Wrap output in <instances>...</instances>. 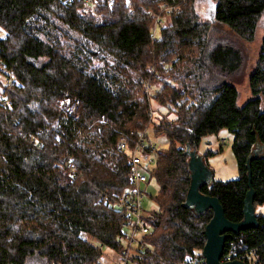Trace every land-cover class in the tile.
Segmentation results:
<instances>
[{
  "label": "trees",
  "instance_id": "trees-1",
  "mask_svg": "<svg viewBox=\"0 0 264 264\" xmlns=\"http://www.w3.org/2000/svg\"><path fill=\"white\" fill-rule=\"evenodd\" d=\"M196 1L0 0V264H101L104 248L122 261L128 233L115 204L133 187L130 150L150 126L170 144L155 152L158 211L146 214L150 233L129 264L202 258L214 212L183 206L187 151L224 129L239 178L212 180L200 192L239 223L254 189L259 225L232 235L225 253L264 264V155L249 162L264 147V32L244 105L229 80L242 53L209 42L216 24L254 42L264 0H211L205 21ZM167 7L171 22L156 37L154 15ZM152 100L168 113H155Z\"/></svg>",
  "mask_w": 264,
  "mask_h": 264
},
{
  "label": "rangeland",
  "instance_id": "rangeland-1",
  "mask_svg": "<svg viewBox=\"0 0 264 264\" xmlns=\"http://www.w3.org/2000/svg\"><path fill=\"white\" fill-rule=\"evenodd\" d=\"M211 0H197L195 5L196 12L202 17V21L209 19L211 16ZM214 9V8H213ZM165 12H161L165 14L162 16L161 14H155L156 21L159 22L161 19L162 24L158 23L154 25V32L156 37H159L161 34V28L169 26L171 20L167 14L171 13V9L164 8ZM163 11V10H162ZM264 32V22L261 21L256 39L254 42H246L242 40L239 36L236 35L233 31H231L227 26L216 24L212 27L209 42L211 46H214L217 43H222L223 45H233L236 47L243 56V64L240 70L230 77V81L236 83L237 89L240 92L239 104L244 105L250 98L251 92L249 89V78L253 71L256 68L257 60L259 57L261 42L263 38ZM5 33L0 30V37L4 36ZM186 53V52H185ZM192 52L191 55H193ZM197 55H193L195 57ZM170 64V63H169ZM162 86L156 85L153 86L150 90L152 95H155L157 91L160 90ZM178 89L180 90L179 85ZM152 107L154 112H160L162 115L168 113L167 109H162L155 100H152ZM162 117V116H161ZM158 114L154 116V125L158 123L161 119ZM154 126H150L148 130V135L150 140L154 144L157 149H167L169 148V140L166 136H156L154 132ZM233 138L228 130L224 129L220 131L216 135H209L202 139L199 144V147L195 149L198 157L202 158L205 166L212 172L213 180L215 181H229L235 180L239 178V170L236 162V158L232 149ZM191 151V150H190ZM194 151V150H193ZM191 151V152H193ZM208 152L217 153L215 156L209 157L206 159V154ZM159 187L155 181L152 182L151 187L147 186V195L143 200V207L145 211V215L150 212L158 211V205L156 201L152 198H156L158 195ZM258 212L264 214V206L258 207ZM146 215V216H147ZM129 234L130 232L127 231ZM144 236L141 233H137L135 236L136 242L133 243V248L138 247L139 242L142 241ZM105 255L102 259L101 264H120L121 258L118 255H113L111 252H108L107 249L104 248ZM108 253V254H107ZM131 254V253H130Z\"/></svg>",
  "mask_w": 264,
  "mask_h": 264
},
{
  "label": "water",
  "instance_id": "water-1",
  "mask_svg": "<svg viewBox=\"0 0 264 264\" xmlns=\"http://www.w3.org/2000/svg\"><path fill=\"white\" fill-rule=\"evenodd\" d=\"M187 153L190 157L191 187L187 200L183 206L187 209H193L197 214H204L208 210L214 212V216L205 230L207 243L204 247L202 256L206 264H245L241 261L222 263V258L225 253L226 244L232 235H238L249 229L257 228L259 225L254 207L256 195L254 189L251 188L246 195L244 203V220L239 223L230 222L226 218L224 209L219 200L200 192V188L203 185L211 183L212 172L205 166L202 158L198 157L195 150L193 152L188 150ZM262 155H264V149H260L256 146L249 162ZM249 187H251L250 172Z\"/></svg>",
  "mask_w": 264,
  "mask_h": 264
},
{
  "label": "built area",
  "instance_id": "built-area-1",
  "mask_svg": "<svg viewBox=\"0 0 264 264\" xmlns=\"http://www.w3.org/2000/svg\"><path fill=\"white\" fill-rule=\"evenodd\" d=\"M157 23L162 24V21H157ZM121 149H129L127 141L122 140ZM156 150L157 147L150 140L148 131L141 133L135 148L130 150L133 187L121 196L115 204L116 209L124 217V229L130 232V234L127 232V236L121 239L127 248V252L126 257L120 264H129V255L134 249L133 243L136 242V234L141 233L143 236H146L150 233V227L147 223L143 207V200L147 195V186L150 188L152 185L150 184V175L156 167ZM232 261H239L234 259V252L228 251L224 253L222 263ZM192 264H206V261L202 256L201 259H194Z\"/></svg>",
  "mask_w": 264,
  "mask_h": 264
},
{
  "label": "crops",
  "instance_id": "crops-1",
  "mask_svg": "<svg viewBox=\"0 0 264 264\" xmlns=\"http://www.w3.org/2000/svg\"><path fill=\"white\" fill-rule=\"evenodd\" d=\"M258 147L260 148V149H264V147L262 146V145H258ZM203 160V159H202ZM204 162V161H203ZM212 180H213V176H212Z\"/></svg>",
  "mask_w": 264,
  "mask_h": 264
}]
</instances>
